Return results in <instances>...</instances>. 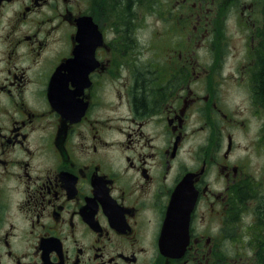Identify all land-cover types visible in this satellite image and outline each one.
I'll return each mask as SVG.
<instances>
[{"label": "flooded vegetation", "instance_id": "af4514ba", "mask_svg": "<svg viewBox=\"0 0 264 264\" xmlns=\"http://www.w3.org/2000/svg\"><path fill=\"white\" fill-rule=\"evenodd\" d=\"M128 1L0 0V264H264V0Z\"/></svg>", "mask_w": 264, "mask_h": 264}, {"label": "rangeland", "instance_id": "374dc122", "mask_svg": "<svg viewBox=\"0 0 264 264\" xmlns=\"http://www.w3.org/2000/svg\"><path fill=\"white\" fill-rule=\"evenodd\" d=\"M161 1H162V5H163V3H165V5H170L173 0H161ZM178 1L183 2L182 0H178ZM185 1H187V0H185ZM193 1H195V0H188L187 5L189 6V4L192 3ZM203 7L207 8L208 3L207 2L204 3ZM188 13H189V11H188ZM155 14H156V12H154V16H152V18H150L148 20V23H149L148 29L143 32V35L147 36V37L148 36L150 37V35L152 34L154 36L153 39H155V34L159 31H161V26L162 25L164 26L166 24V21L163 19V16L158 15V14L155 15ZM166 14H168V16H166V17L171 19V12H166ZM189 16H190L192 22L189 21L187 19V16H186V19L188 20V24H187L188 28H187V25H185L184 30L182 32V34L184 35L185 44L187 45V44L191 43L192 45H194V43H196L197 41H199L201 44L204 42H207L208 40H203V39H201L199 34H195V33H197L195 27H194L195 31L193 32V26H196L198 30H201V23L198 24V22L205 20L206 17L203 16L201 12H191V13H189ZM209 18H211V16H209ZM231 18L232 17L222 18V16H219V20H220L219 25L220 26L216 30H214L212 32V34L214 36L218 35V38H220V36H221L222 39H224V37L226 36L227 39L230 40V33L232 30L231 29V26H232V19ZM221 27H222V32H221ZM234 30H237V33L235 34V43H237L240 40V35H239L240 28L237 26V28H234ZM207 37H208V35H206L204 38H207ZM195 48L199 49V46H197V44H196ZM199 50H200L199 54H195L194 57L205 58L204 50L203 49H199ZM223 55L226 57V63L228 64L229 61H228L227 55L225 53ZM219 94H220V97L222 99L228 98L232 94V90L228 87L227 82H225L221 87H219ZM240 99H241L240 94L238 96L233 94V100H234L233 104H235L236 106H239ZM239 108L242 109V107H239Z\"/></svg>", "mask_w": 264, "mask_h": 264}, {"label": "trees", "instance_id": "16d2710c", "mask_svg": "<svg viewBox=\"0 0 264 264\" xmlns=\"http://www.w3.org/2000/svg\"><path fill=\"white\" fill-rule=\"evenodd\" d=\"M118 1L119 2H125V1L129 2L128 0H118ZM259 89L264 92V69L259 77Z\"/></svg>", "mask_w": 264, "mask_h": 264}, {"label": "water", "instance_id": "95a60500", "mask_svg": "<svg viewBox=\"0 0 264 264\" xmlns=\"http://www.w3.org/2000/svg\"><path fill=\"white\" fill-rule=\"evenodd\" d=\"M79 32H80V33H83V31H82L81 29H79Z\"/></svg>", "mask_w": 264, "mask_h": 264}, {"label": "bare ground", "instance_id": "6f19581e", "mask_svg": "<svg viewBox=\"0 0 264 264\" xmlns=\"http://www.w3.org/2000/svg\"><path fill=\"white\" fill-rule=\"evenodd\" d=\"M257 81H258V80H257ZM236 213H237V212H236ZM239 214H240V213H239ZM234 215H235V214H234ZM234 215H233V216H234Z\"/></svg>", "mask_w": 264, "mask_h": 264}]
</instances>
